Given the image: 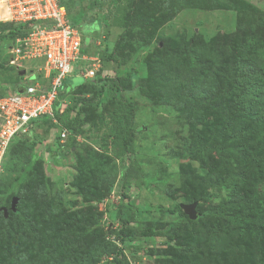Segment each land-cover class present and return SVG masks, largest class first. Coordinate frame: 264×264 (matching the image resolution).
Returning a JSON list of instances; mask_svg holds the SVG:
<instances>
[{
    "label": "rangeland",
    "instance_id": "374dc122",
    "mask_svg": "<svg viewBox=\"0 0 264 264\" xmlns=\"http://www.w3.org/2000/svg\"><path fill=\"white\" fill-rule=\"evenodd\" d=\"M71 1L76 3L77 7L79 2V8L84 11L87 29L80 19L77 24L79 29L86 32L85 39L90 35L93 37L95 46L89 50L95 52L91 57L99 59L102 69L97 77L102 81H97L93 87L83 85L78 90L76 88L81 78L70 77L65 81V85L72 89L75 96L65 91L60 97L61 103L67 105L73 97L95 103L97 90L102 86L107 90V101L99 108L95 106L82 113L81 117L84 118L86 125L79 128L81 133L75 140L66 138L64 141H58L56 135L59 130L47 124L50 119L36 121L34 143L26 141L14 150L8 174L10 179L16 177L29 149H36L37 162L33 176L23 182L19 197L25 203L23 206L25 211L26 202H31L33 205L30 206L33 208L36 202L41 200V196H44V202H38L40 209L35 219L41 220L37 222L39 232L42 238L49 239V242L54 239L57 241L58 222H70L74 226L75 220L84 218V222L87 223L99 214L102 216L98 225L103 228L105 239H114V232L121 228V224L118 221L109 224V212L118 207L124 187L128 186L127 195H130L131 203L140 209L145 207L150 209L149 213H139V217L146 225L153 224L157 230H162L172 223L182 225L180 228L167 231L166 236L162 238H154L153 242L135 241L133 245H126L123 249L131 264H164L166 256L164 253L169 254V258H175V255H178L177 251L184 246L183 239L174 233L180 234L182 231L189 235L194 224H189L179 212L174 215L163 214L157 210L159 207L174 209L179 205L195 203L199 196L205 198L208 196L204 204L199 202L196 205L195 211L199 217V211H202L205 205L214 208L219 207V204L222 206V203L233 202V197L238 195L240 189L252 185L255 176L254 173L246 171L243 164H238L232 169L222 171L233 180L232 186H227L221 192L196 187L195 177L201 178L208 172L219 170L216 165L217 157L213 154L209 155L210 162L200 160L196 156L192 158L197 143L208 141L209 134L218 124L213 118L205 115L202 120L200 107L188 112L184 111L183 104L182 106L165 104L164 98H175V89L170 82L174 81L176 71H171L173 62L170 59L166 60L168 63L162 60L164 67L158 68L156 65L153 74L155 82L163 86V89L157 88L150 94H144L143 89L149 85L145 82L148 76L147 62L153 60L155 64L157 61L154 60L155 55L161 49L177 53L182 40H189L194 35L209 39L233 33L242 21L238 14L241 12L238 5L247 2L248 10L251 9L250 6L264 10V0H204L206 7L201 11L185 7L189 0H145L144 2L148 3L144 7L138 0ZM137 4V8L132 10L133 5ZM70 7L72 12L75 7L73 4ZM175 8L176 15L167 21L165 16ZM129 20L133 27L138 25L140 27L136 30L126 29L123 23L126 25ZM95 24L98 26L97 29ZM141 27L147 30L143 31ZM133 36L138 39L149 37L151 41L138 49L129 41ZM114 48L117 51V60L111 62L108 61V54ZM249 56L257 62L261 60L260 53L255 50H251ZM237 57L238 55L232 54L231 59ZM123 58L127 62H122ZM193 59L191 62H194ZM9 60V49L5 45H0V99L15 91L19 85L36 81L35 75L42 63L39 60L20 62L18 66L27 70L26 77H23L17 73L15 66L9 65ZM89 66L87 62L85 68L90 69ZM31 70H34V73H30ZM124 102L133 105L127 107V110L131 114L129 125L134 129L135 137L131 154L118 159L114 156L109 113L115 106ZM127 163L131 165L133 171L140 173L141 183L137 188H134L133 180H123L120 176L124 164ZM191 173V177L186 180V175ZM6 174L7 172L3 171L0 179L5 178ZM261 180L264 183V175L261 176ZM10 182L7 180L4 185ZM110 184L112 189L108 191L107 185ZM38 187L40 193L37 191ZM36 194L37 196L41 194L37 201L32 198ZM101 195L102 201L107 199L104 205H100L102 201L100 203L91 201L92 198ZM54 207H59V214L63 212L61 217L53 214ZM3 208L5 212L7 208ZM233 223L231 217L228 221L223 219L222 230L226 234L230 232L233 239H236L238 231L233 233L230 227ZM78 250H81L80 247Z\"/></svg>",
    "mask_w": 264,
    "mask_h": 264
},
{
    "label": "trees",
    "instance_id": "16d2710c",
    "mask_svg": "<svg viewBox=\"0 0 264 264\" xmlns=\"http://www.w3.org/2000/svg\"><path fill=\"white\" fill-rule=\"evenodd\" d=\"M144 1L138 0V3L144 7L148 3ZM60 4L65 7L71 24L80 31L81 55L90 57L91 54H95L89 50L95 46L93 37L90 35L85 39L86 32L79 29L77 24L80 19L87 29L84 23L85 14L79 8V2L78 7L71 0L62 1ZM72 4L75 7L74 10L76 9L75 12L72 11L73 13L70 10ZM137 6L138 4L133 5L132 10ZM238 6L241 10L238 14L242 21L233 33L209 39L194 35L189 40H182L177 53L161 49L155 55L154 60H157L155 64L153 60L147 62L148 76L145 82L149 85L143 89L144 94H150L157 88L163 89V86L155 82L153 74L156 71V65L158 68L164 67L162 60L170 59L173 62L171 71H176L174 81L170 82L175 89V98H164L165 104L181 106L183 104L184 111L188 112L200 107L202 120L205 115L213 118L218 124L209 134L208 141L197 143L192 158L196 156L200 160L210 162L209 155L213 154L217 157L216 165L219 170L208 172L201 178L195 177L196 187L221 192L227 186H232L233 180L222 171L232 169L238 164H243L244 169L254 173L255 176L249 188L240 189L238 195L233 197L232 204L222 203V206L219 204V207L214 208L205 205V208L199 211L200 216L195 221H191L184 214L180 208L181 205L174 209L159 207L157 210L163 214L174 215L179 212L189 224H194L193 231L189 235L182 231H180L181 235L174 233L178 238L183 239L184 246L180 247L175 258H169V254L164 253L166 255L164 264H264V183L261 180V176L264 175V10L254 6H250L251 9L248 10L247 2H241ZM185 7L201 11L206 5L204 0H189ZM176 10L175 8L167 13L165 16L167 21L174 18ZM138 22L140 24V21ZM131 24L130 20L126 25L123 23L128 30H136L140 27L139 25L133 27ZM94 26L97 29V24ZM141 30L147 29L141 27ZM29 31L24 25L0 23V45L8 48L14 39ZM129 41L135 48L140 49L144 43H149L151 38L138 39L133 36ZM251 50L260 53V62L249 56ZM232 54L238 57L232 60ZM192 58L194 62L196 61L195 65L191 62ZM116 60L117 51L114 48L108 54V61ZM122 62L127 61L123 58ZM99 71L91 82L78 77L81 80L76 89L79 90L83 85L93 87L97 81L101 82L102 79L97 77ZM36 76L42 81L40 74ZM68 79L64 80L54 104L55 123L51 117H45L50 119L47 124H50L53 129L58 128L59 132L56 135L58 141H60L61 130L68 132L67 139L78 138L81 133L79 128L86 125L84 118L81 117L82 113L95 106L99 108L107 101V90L102 86L97 90L95 103L73 97L69 104L62 105L60 97L65 91L75 96L72 89L65 85ZM131 106L133 105L124 102L115 106L109 113L114 156L118 159L129 156L132 152L135 131L129 125L131 114L127 110V107ZM34 138V129L29 134L15 138L9 144L1 163L0 175L3 171L7 172L5 178L0 179V208H7V217L3 215L2 210L0 211V262L2 264H131L129 257L123 252L126 245H133L135 241L140 240L153 242L154 238H162L166 236L167 231L182 226L181 223H172L162 230H157L153 224L146 225L139 217V213H149L150 209L147 207L140 209L133 205L130 195H127L129 187L125 186L122 200L116 209L109 212L108 216L109 224L116 221L121 224V228L114 232V239H105L103 228L98 225L102 214L91 218L87 223L84 222V218L80 219L81 222L75 220L74 226L70 222H58L57 241L54 239L49 242V239H43L38 224L41 220L35 217L40 209L38 202H44V196H41V200H39L41 194L32 197L33 200L39 201L33 208L30 206L33 205L31 202H26L25 211L23 209L25 203L19 197L23 182L33 176L37 162L36 149H29L22 161L20 173L16 177L10 179L8 174L14 150L26 141L34 143ZM191 175L192 173L187 174L186 180ZM120 176L123 180H133L134 188L139 187L141 183L140 173L133 171L128 163L124 164ZM7 180L11 182L4 185ZM111 189L112 185H107V190ZM37 191L40 193L39 187ZM13 198L17 199L14 211L11 209ZM206 198L199 196L194 202L204 204L203 202L207 201ZM102 199L101 195L92 198L91 201L100 203ZM52 212L59 217L63 214V212L58 213L59 207H54ZM230 217L231 223L234 222L230 224L231 232L238 231L236 239H233L230 232L226 234L222 230V220L228 221ZM244 239L248 240L243 241ZM78 246L81 250H78Z\"/></svg>",
    "mask_w": 264,
    "mask_h": 264
},
{
    "label": "built area",
    "instance_id": "2783aa9c",
    "mask_svg": "<svg viewBox=\"0 0 264 264\" xmlns=\"http://www.w3.org/2000/svg\"><path fill=\"white\" fill-rule=\"evenodd\" d=\"M0 22L27 26V34L12 42L9 65L41 61L37 73L44 82L29 81L0 99V170L9 144L17 137L35 131L34 122L53 118V108L64 80L75 74L93 79L100 69L99 59L81 55L80 31L57 0H0ZM87 62L89 68L86 69ZM26 77V75L24 76ZM34 127V128H33ZM68 132L60 131V141Z\"/></svg>",
    "mask_w": 264,
    "mask_h": 264
},
{
    "label": "water",
    "instance_id": "95a60500",
    "mask_svg": "<svg viewBox=\"0 0 264 264\" xmlns=\"http://www.w3.org/2000/svg\"><path fill=\"white\" fill-rule=\"evenodd\" d=\"M22 74H24V70H21ZM17 203V199L13 198L11 202V209L14 211V207ZM197 203H192L188 205H181L180 208L184 212V214L190 219L195 220L198 217V213L195 211Z\"/></svg>",
    "mask_w": 264,
    "mask_h": 264
},
{
    "label": "clouds",
    "instance_id": "9594fccd",
    "mask_svg": "<svg viewBox=\"0 0 264 264\" xmlns=\"http://www.w3.org/2000/svg\"><path fill=\"white\" fill-rule=\"evenodd\" d=\"M0 23H3V22H0ZM10 47H8V49H9ZM89 57V56H88ZM91 57V56H90ZM42 64V63H41ZM11 66V65H10ZM16 69H17V72H19V74H22V72H21V70H24V74H22L23 75V77L26 75V73H27V70L25 69V67H16ZM30 73H34V70H31L30 71ZM72 76H76L75 74H73V75H71L70 77H72ZM70 77H67V78H70ZM76 77H78V76H76ZM37 78V77H36ZM66 78V79H67ZM37 80H38V78H37ZM40 80V79H39ZM86 80V79H85ZM92 80V79H91ZM41 81V80H40ZM41 82H44V80L42 79V81ZM18 88V87H17ZM17 90V89H16ZM16 90L15 91H13V92H16ZM35 128H36V125H35ZM35 133V132H34ZM79 138V137H78ZM107 201V199H105V200H103L101 203H100V205H104L105 203L104 202H106Z\"/></svg>",
    "mask_w": 264,
    "mask_h": 264
},
{
    "label": "flooded vegetation",
    "instance_id": "af4514ba",
    "mask_svg": "<svg viewBox=\"0 0 264 264\" xmlns=\"http://www.w3.org/2000/svg\"><path fill=\"white\" fill-rule=\"evenodd\" d=\"M2 211H3V215H4L5 217H7V212H6V211L4 212V209H2Z\"/></svg>",
    "mask_w": 264,
    "mask_h": 264
}]
</instances>
